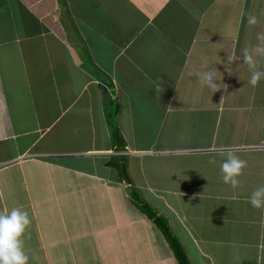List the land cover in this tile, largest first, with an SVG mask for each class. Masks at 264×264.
<instances>
[{
    "label": "crops",
    "instance_id": "1",
    "mask_svg": "<svg viewBox=\"0 0 264 264\" xmlns=\"http://www.w3.org/2000/svg\"><path fill=\"white\" fill-rule=\"evenodd\" d=\"M250 15L264 0H0V213H28V264H171L137 205L187 198L250 225L240 239L259 232L263 261L264 208L248 198L264 184V80L251 88L243 56L264 46V18L253 30ZM209 70L217 88L199 83ZM107 106L121 129L144 109L162 142L127 143ZM232 148L238 193L219 169Z\"/></svg>",
    "mask_w": 264,
    "mask_h": 264
},
{
    "label": "rangeland",
    "instance_id": "2",
    "mask_svg": "<svg viewBox=\"0 0 264 264\" xmlns=\"http://www.w3.org/2000/svg\"><path fill=\"white\" fill-rule=\"evenodd\" d=\"M259 9L260 8L255 7L254 9L252 8L250 12L253 10L257 13ZM259 16H255L258 20V24H256V26H251L253 30L261 27L264 17L262 18V16ZM258 34L261 35L260 30H257L255 35L258 37ZM246 71H250V69L247 68ZM250 74L251 72H249V76ZM107 109L110 114V120L113 124L114 130L120 133L122 139H124L127 143L130 141V133L128 130H130V132L136 137L137 146H146L145 144L140 143L145 140L147 141L148 138L158 135L159 141L162 142V127H160L161 122H158L156 117L153 118L151 115L145 113L144 109L139 112L135 111L131 116V119L136 120V122L134 121L135 123L133 125L125 124L123 129L120 127L119 120L121 117L119 114L117 113L115 115L114 108L111 112L108 106ZM89 121L85 126L91 128ZM170 131L173 130L165 128V134H169ZM141 139L144 141H140ZM159 144L160 145L157 146L158 148L162 146L161 143ZM148 161L149 160L145 161L144 166ZM135 171L139 170L136 169L134 172ZM134 179L139 180V176L134 175ZM133 192L139 200H142L138 188H134ZM184 200L188 203L185 201L178 203L176 202L177 200H173L171 207H165L161 203L160 206L155 205L152 209L157 215L164 218L167 222L170 232L180 243L189 264H263L264 258H262L263 261H260L258 258L261 256L259 244L261 245L262 240L259 241L258 238L253 239L258 237L259 232L252 234L251 231L246 238H244V234H242V238L240 239L238 238V234L241 231L248 233L251 227L250 225L239 224L238 226L236 225V227H231L230 223L228 226L219 224L218 220L223 216V214L220 215V212L217 213L218 219L213 217L211 212L215 210L214 204L205 201L200 202L197 199L191 200L187 198ZM147 205L149 207L151 206L150 204ZM233 217L234 216L231 218ZM256 226L257 223L254 227ZM249 246L251 247V250H249ZM204 255L207 256V261L202 258ZM170 261L171 264H177L174 257H172V260Z\"/></svg>",
    "mask_w": 264,
    "mask_h": 264
},
{
    "label": "clouds",
    "instance_id": "3",
    "mask_svg": "<svg viewBox=\"0 0 264 264\" xmlns=\"http://www.w3.org/2000/svg\"><path fill=\"white\" fill-rule=\"evenodd\" d=\"M247 23L255 25L258 20L254 15H250L247 18ZM257 38L264 42V35L258 34ZM255 57L261 58L259 64ZM243 63L251 70L249 84L253 88L257 87L264 80V46L258 45L254 49L245 50ZM214 79L213 70L199 74V83L202 87L217 88L213 83ZM155 90L156 92L162 91L159 85L156 86ZM238 152L239 149L237 148L223 150L221 153L223 159L219 165L221 179L233 193H238L241 188L240 178L247 167V161L242 159ZM210 163L214 164L216 161L213 159ZM248 202L254 209L264 208V184L256 186L251 191ZM30 223L28 213L18 208H13L7 213H0V264H28V256L23 250L22 237Z\"/></svg>",
    "mask_w": 264,
    "mask_h": 264
},
{
    "label": "trees",
    "instance_id": "4",
    "mask_svg": "<svg viewBox=\"0 0 264 264\" xmlns=\"http://www.w3.org/2000/svg\"><path fill=\"white\" fill-rule=\"evenodd\" d=\"M137 206L139 207L140 211H142V213L149 220H151L153 224L157 227V229L161 232L177 264H189V261L184 251L182 250L180 243L170 232L168 224L164 220V218L157 215L156 212L153 209H151L147 204H139Z\"/></svg>",
    "mask_w": 264,
    "mask_h": 264
}]
</instances>
